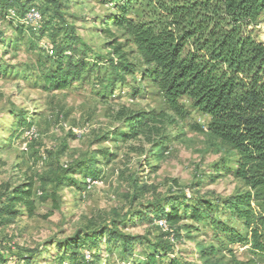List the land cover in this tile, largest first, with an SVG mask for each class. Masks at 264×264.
Returning <instances> with one entry per match:
<instances>
[{
    "label": "rangeland",
    "instance_id": "obj_1",
    "mask_svg": "<svg viewBox=\"0 0 264 264\" xmlns=\"http://www.w3.org/2000/svg\"><path fill=\"white\" fill-rule=\"evenodd\" d=\"M32 2L44 12L45 0ZM62 5L90 54L107 57L111 46L121 45L136 75L128 76L112 96L101 94L96 74L85 84L47 91L41 65L54 52L49 32L33 35L24 27L19 35L20 22L0 11V34L8 40L0 45L5 66L0 71V187L8 185L12 194L33 182L37 205L33 217L18 206L19 215L0 218L1 264H18L22 257H31L30 264H78L81 255L94 264H119L121 246L108 244L107 237L101 247L89 241L80 257L61 247L85 231L113 223L130 238L133 259L157 252L165 256L161 264L169 259L228 264L227 251L201 259V249L217 246V241L211 240L207 224L194 222L191 211L185 215L182 208L185 204L191 210L202 201L216 205L245 191L228 171L216 172L230 155L208 135L209 117L185 99L190 116L179 118L150 82L141 81L143 63L130 38L117 28L112 36L102 32L115 6L105 0H62ZM16 8L21 10L17 1ZM258 34L264 41V24ZM150 112L167 116L160 135L150 141L144 136L123 140L131 133L127 116ZM174 209H180L182 221L170 226L165 217ZM217 216L242 227L221 210ZM160 221L169 229L160 227ZM186 225L198 231L190 234ZM230 249L239 260L249 259L246 249Z\"/></svg>",
    "mask_w": 264,
    "mask_h": 264
},
{
    "label": "trees",
    "instance_id": "obj_2",
    "mask_svg": "<svg viewBox=\"0 0 264 264\" xmlns=\"http://www.w3.org/2000/svg\"><path fill=\"white\" fill-rule=\"evenodd\" d=\"M16 1L21 10L16 8ZM32 1L0 0V11L17 12L20 26L16 30L23 35L25 25L20 19L31 7L40 10L43 21L38 33L49 32L54 47L53 55L47 56L41 65L45 90H66L75 84H85L96 74L101 94L112 96L128 76L136 75V67L129 62L121 45L111 46L107 57L90 54L88 44L61 12L62 0H45L44 12ZM105 1L115 6L116 13L105 21L102 32L107 36H112V28L125 32L143 63L141 81L156 88L168 111L187 119L190 112L183 104L187 99L194 110L209 117L208 135L230 155L216 172L220 168L228 171L245 187L242 194L216 205L202 201L191 210L182 205L184 214L191 211L194 222L207 224L211 240L217 241V246L201 249V259L207 261L227 251L228 264H264V41L258 34L264 24V0ZM6 42L0 34V45ZM3 68L0 60V71ZM166 121L165 113H130L127 122L131 133L122 135L123 140L144 136L150 141L160 135ZM195 128L200 130L198 126ZM228 164L233 167L228 168ZM33 189L34 183L30 182L11 194L9 186L2 185L0 218L19 215L18 206L29 217L35 216ZM219 210L241 223V229L218 217ZM165 218L170 226L178 225L182 221L180 209H174ZM185 229L190 234L198 231L189 225ZM104 237L108 238V244H120L119 264H161L165 257L157 252L146 254L141 260L130 257V238L120 233L115 223L85 231L83 236L63 242L61 247L66 253L80 257L89 241L101 247ZM231 246L246 249L249 259L239 260ZM30 259L22 257L18 264H30ZM4 260L0 254V264ZM93 262L81 255L78 264ZM162 264L183 263L169 259Z\"/></svg>",
    "mask_w": 264,
    "mask_h": 264
},
{
    "label": "built area",
    "instance_id": "obj_3",
    "mask_svg": "<svg viewBox=\"0 0 264 264\" xmlns=\"http://www.w3.org/2000/svg\"><path fill=\"white\" fill-rule=\"evenodd\" d=\"M8 16L10 18H14L17 20L19 18L17 15V12L13 9H9ZM20 20L25 25V27L32 30L34 33L38 34V32L41 28L42 21H43V16H42L40 10H38V8L31 7L29 9V11L25 14L24 18L20 19ZM53 53L54 52L52 51V55H53ZM159 225H160V227H163L165 229H169V225H167L166 221H160Z\"/></svg>",
    "mask_w": 264,
    "mask_h": 264
}]
</instances>
